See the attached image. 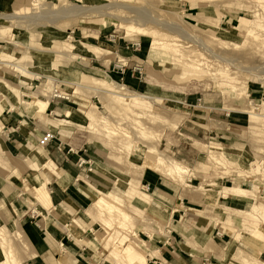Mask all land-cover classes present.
Wrapping results in <instances>:
<instances>
[{"label":"rangeland","instance_id":"rangeland-1","mask_svg":"<svg viewBox=\"0 0 264 264\" xmlns=\"http://www.w3.org/2000/svg\"><path fill=\"white\" fill-rule=\"evenodd\" d=\"M38 1L13 0L0 9V16L32 9L11 25L0 22V114L13 95L30 121L42 125L36 143L31 139L23 157H10V172L0 180V231L9 249L24 253L5 224L38 203L41 183L47 191L54 186L48 178L62 173V146L78 153L73 174L77 178L80 170L83 195L74 198L82 202L62 216L66 239L56 247L62 259L42 263L124 264L130 255L153 264L159 242L169 239L175 248L188 244L203 264H264V0ZM103 5V15H77ZM123 20L142 21L161 44L186 46L185 55L196 51L210 63L202 62L200 73L191 71L164 47L151 60L152 37L127 32ZM21 22L30 25L17 28ZM99 42L114 50L98 58L78 52ZM208 50L245 64L244 71L225 63L212 67ZM15 64L17 69L10 68ZM106 74L147 99L125 101L112 94ZM43 94L52 102L39 115L30 103ZM252 108L258 116L243 113ZM151 150L185 170L160 174L176 186L181 208L154 201L140 184L137 168L151 172L157 164ZM102 193L129 211L128 233L115 225L116 214L96 218L91 205ZM142 193L148 202L139 199Z\"/></svg>","mask_w":264,"mask_h":264},{"label":"crops","instance_id":"crops-1","mask_svg":"<svg viewBox=\"0 0 264 264\" xmlns=\"http://www.w3.org/2000/svg\"><path fill=\"white\" fill-rule=\"evenodd\" d=\"M11 1L13 0H0V9H5ZM117 73L119 74V72ZM120 73H122V71ZM257 92L259 91L253 90V93ZM51 102L52 101H50L49 108ZM15 108L18 110L14 111ZM22 108L19 105L15 106L10 113H8V123L2 131H0V150L2 152V158L0 161V169L2 168V171L0 170V180L5 178V176L3 177V174H8V172H10L11 166L7 164L10 157H14L17 154H20V156L23 157L24 152H27V145L30 143L31 139L36 143L42 132V125L30 121ZM235 120L240 121L239 118H235ZM3 145L6 149L3 148ZM57 151L58 159L61 160L62 167L60 170L62 173H60L59 177L55 176L56 178H53L49 176L48 178L50 180L49 183H54L53 187L48 186L51 206H43L42 209L44 212H42L37 208L36 204L31 209L18 210L16 213L17 215H14L17 216L19 226L30 245L29 253L31 257L27 256L21 264H44L42 263V260L51 257L56 258L57 261L62 259V256H59L56 252V247L58 248L61 247V245H64L63 241L66 239V237L60 232V226L63 221H65L62 216L65 215L64 213H69L68 211L72 206L73 208L76 207L79 209V204L82 202V197H77L81 201L74 198L76 194L79 196L83 195L80 190L81 188L77 186V183L80 182V170H78V173L76 174L78 175L77 178H75V174H73V168H75L76 161L78 160L76 154L78 153L73 150L66 151L62 146L59 148L57 147ZM31 158L32 157L29 155L27 159ZM160 174L161 173H158L154 169L151 172L144 170L140 178V184L153 193L154 201L159 203L162 202L168 205V207L175 206L181 208L179 201L180 197L175 196L177 192L176 186L172 181L160 177ZM87 177L88 176L86 175V178ZM51 178L53 179L51 180ZM58 206H60V209ZM226 208L235 210L230 207ZM159 209L164 211L161 206H159ZM34 214L39 215V218L34 220ZM2 220L4 221L3 218ZM178 232L181 234L179 230ZM69 239V236H67V240ZM162 240L163 242H159L162 244L159 251H154L155 256L152 257L154 259L153 264H203V262H199V257L195 256V251L191 250L188 244L182 245L181 248L179 246L175 248L171 245L169 239L166 242H164V239ZM157 255H159V257ZM46 264H49V262Z\"/></svg>","mask_w":264,"mask_h":264},{"label":"bare ground","instance_id":"bare-ground-1","mask_svg":"<svg viewBox=\"0 0 264 264\" xmlns=\"http://www.w3.org/2000/svg\"><path fill=\"white\" fill-rule=\"evenodd\" d=\"M37 2H39V1L38 0H35V3H37ZM104 7H107V6H104V5L103 6H100V7L90 6L85 11H83L81 13L78 12L77 15H83V16H81V18H86L87 16L92 15L91 13L93 11H95V10H98L97 12H98L99 15H103L104 13L102 14V11H103L102 8H104ZM31 10L28 7H23L20 10H18L17 12H12L9 15L0 16V22H3L4 24L7 23V24H10L11 25L13 19H18L20 17H23L24 18L28 14L30 15L32 13ZM69 13L71 14L72 17H74L73 16V13H71V12H69ZM30 20H33V19L31 18ZM127 21H131V20H125V23H124V20H123V23L121 24V28L122 29H125L127 32H131V31H134L135 30L138 34H140L142 36H149V37H152V34H155L154 31L149 30L147 27H145L144 26L145 24L142 21H138V22L136 21V24H129V23H132L133 20H132V22L126 23ZM23 25L29 26L30 23L29 22H21L19 24L17 23L16 27L17 28H21ZM161 47H164L166 49H169V50L173 51L174 53H178L179 54L178 57L182 60V64L184 65V67H187L189 69H193L191 71H195V72L198 71L200 73L201 72L200 71V64L202 62L204 64L210 63L209 61H207L208 58L207 59L206 58H203L204 56H201L200 57L199 54H197L196 51L190 52V55H185V53L183 52V50L185 49L186 46H183V45H180V44H177V43L168 44V43H165V42H164V44L163 43L161 44L160 40H158L156 37H152V40H151L150 51H149V58L151 60H153V59H155L157 57L158 51L161 49ZM74 50L77 51V48H75ZM81 50L82 49H80L78 52L80 54H82L81 55L82 57H97L98 58V57H101V56H104V55L108 54V52H111L114 49L111 46L105 44L104 42H99L97 46H95V45L94 46L93 45H86L85 51L82 50V52H80ZM205 51L207 52V50H205ZM208 53L211 54L209 56L212 58L211 59L212 67H219L220 68L223 65V64L221 65L220 63H225L228 66H230L233 69H236L238 71H242L243 72L244 69H245V67H244L245 64L244 65L239 64L236 60H234L232 58L231 59H228V58H223L221 56H217L216 54H214L210 50H208ZM196 58H198V60H195ZM203 63L201 64V66L203 65ZM13 66L16 68L17 65L16 64L15 65H12V67L10 66V68L13 69L14 68ZM21 68H19L18 70H20ZM21 70H22L23 73H25L27 71L25 68H23ZM235 73H234V75H235ZM38 78H40V77H38ZM106 78H110V77L106 74ZM106 82L108 83V85H111V87L113 89L112 94L118 95L119 97H122V99H124L125 101H129L131 98L147 99L145 95L137 94L134 91H131L130 89H128L127 87H125L124 85L117 84L111 78L109 80H106ZM10 98H11L12 101H10L9 107L8 108H5L4 107L3 110H2V112H1V114H0V131H2V129L8 123V120H9L8 119V113L13 109L14 106H18L19 105V102L16 99V97H14L13 95H11ZM6 100L8 101V99H6ZM181 104L184 107H187V105L184 102H181ZM49 105H50V99H49V97L46 94H43V95L39 96L37 99L35 98V100L32 103H30V106L33 107L35 109L36 113L39 114V115L47 113V111L49 109ZM254 110L255 109L252 108V109H250V111H243V113H248L250 116H258L259 114H257ZM89 117H90L89 120L92 123L93 122V119H92L93 116H89ZM151 154L155 157L156 163H157L155 165V167H154V170L155 171L160 172V173H163L164 172L166 174H173V173L182 174V172L185 171L178 163L166 161L163 158V156H161V154L156 153V152H154L152 150H151ZM49 162H47L46 163L47 165H44V167L48 166L49 165ZM145 169H146L145 166L140 165L137 168V171H136L135 174H137L138 176H142V173L144 172ZM26 180L24 181V187L25 188L28 187ZM233 189H242V188L235 187ZM35 196L34 197H35V199L38 202L37 203L38 204V207H39V209H41L42 212L44 211L42 209L43 206H47V207L48 206H51V198H50V195H49L48 191L46 190V184H45V182H43V183H41L39 185V188L36 191ZM139 199L142 202H145L146 203V202H148L150 200V197L147 194L142 193V196ZM118 202L119 201L116 198H114L112 196H106L104 193H102V195L99 196L95 200V202L91 205V208H93V211L95 212V214L97 213V216L98 217L95 216L96 218H101V216L103 217V214L104 213L116 214L117 215V218L115 220V222H116L115 225H117L118 227L121 228L120 231H122V229H123L125 231V233H128V229L126 227H128L127 225L129 223H131L132 217H131L129 211L126 210L125 208L121 207L119 205L120 203H118ZM88 215L89 216H92V217L94 216V215H91V214H88ZM11 219L12 220H10L8 223H6L5 226L8 228L11 236L14 237V238H16L17 241L23 245V249H25V250H23L24 256H23V254H22V256L21 255H17L16 256V253L13 252V250L9 249V247H8L9 246L8 245L9 244L8 243V236H6L2 231H0V258H1V264H21L22 261L24 260V258H26L27 256H30V253H29L30 245H29V243H28L25 235L23 234V232H22V230L20 228L18 221L16 219H14V218H11ZM254 224H256V223L255 222L250 223L248 225L249 227H247V229H249L250 226H252ZM109 227L113 228V226H109ZM113 236L117 237L116 235H112V237ZM112 237H110V238H112ZM110 238L108 239V241H110ZM122 247L123 248L125 247L124 246V242H122ZM126 249L128 250V248H126ZM134 256H136V255H134ZM128 257L131 260L128 259V261L125 262L126 259L123 258L124 259V264L125 263H128V264H130V263L131 264H141L139 260L131 257L130 255Z\"/></svg>","mask_w":264,"mask_h":264},{"label":"built area","instance_id":"built-area-1","mask_svg":"<svg viewBox=\"0 0 264 264\" xmlns=\"http://www.w3.org/2000/svg\"><path fill=\"white\" fill-rule=\"evenodd\" d=\"M137 46L139 47L140 45L138 44ZM51 138H52L51 135H49V136H47V137L44 138V140H47L46 144L49 142V140H50ZM43 142H44V141L42 140L40 144H43ZM46 144H45V145H46ZM43 146H44V145H43ZM82 163L85 164V162H82Z\"/></svg>","mask_w":264,"mask_h":264}]
</instances>
